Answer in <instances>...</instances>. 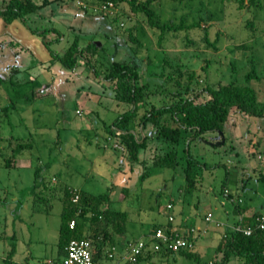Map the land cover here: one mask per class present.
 <instances>
[{
    "label": "rangeland",
    "instance_id": "374dc122",
    "mask_svg": "<svg viewBox=\"0 0 264 264\" xmlns=\"http://www.w3.org/2000/svg\"><path fill=\"white\" fill-rule=\"evenodd\" d=\"M261 2L264 3V0ZM84 4L89 3L86 0H62L49 11L32 15L28 21L34 28L59 27L64 33L63 39L53 43L52 47L60 52H65L76 38L81 48L90 41L95 42L101 48L99 58L104 62L113 58L128 60L134 56L137 45L130 39L132 31L151 49L144 48L138 53L136 59L139 61L150 53L153 60L162 62L167 54L173 62H179L185 69H194L198 74L204 73L202 66L209 61L210 64L212 62L209 79L222 83L244 81L245 71L251 69L253 63L257 66L258 76L264 74V4L259 9L240 11L237 0H185L183 3L163 0V4L157 5L163 19L172 18L173 14L180 23L179 17L187 14L188 23H192L195 17H203L200 20L202 28L170 37L166 41L165 52L158 45L157 34L145 18L132 12L128 5L113 8L106 16L97 14V6L90 3L89 7L96 13L90 19L82 12L81 5ZM114 15L119 16V22L114 21ZM249 18L259 23L255 35L246 27ZM21 24L26 26L23 22ZM204 27L209 29L212 41L219 37L217 49L203 40ZM188 38L193 42L187 44L190 41ZM12 39L19 41V45L7 43ZM41 43L44 44L42 40ZM51 59H44L41 47L37 50L31 44L28 48L17 37L0 38V76H9L11 65L17 64L24 69L29 67L17 77L34 78L32 83L18 89H14L10 82L1 83L0 107L10 101L9 95L13 97L19 110H13L11 114L15 133L33 137L36 144L33 157L27 158L32 160L29 166L21 164L7 168L0 165V253L2 250L11 251L14 225L20 231L22 221L28 223L30 234L47 240L48 245L36 243V250L42 252L47 248L49 251L59 240L63 209L61 199L55 197L44 203L35 202L31 189L35 180V165L50 161L47 173L49 176L57 174L61 186L79 185L93 194L111 188V206L129 211L125 237L130 239H141V226L144 225L145 231L153 233L156 224L167 220V205L172 203L174 223L179 225L181 232L186 231L185 227L193 229L194 252L200 254L205 264L214 261L217 243L225 229V226H218L217 221L231 223L239 217L230 194L236 197L238 193L243 205L258 207L264 204V116L233 113L226 123L224 135L214 132L194 140L191 146L194 156L200 161L194 166L199 177L195 187L186 191L185 159H181L175 169L151 167L147 172V167L138 164L130 171V166L125 163L121 170L114 171L111 166L113 156L109 151L105 155L103 152L105 148L113 151L118 148L116 137H112L111 141L108 139L109 126L128 106L118 104L112 90L105 88L93 72H88L84 63H80L75 70H69L60 62L48 67ZM233 61L242 72L231 71ZM150 70L155 71L156 67ZM51 79L53 82L48 86ZM250 84L264 99V78L259 81L253 79ZM32 89L44 90L48 94L27 101L23 97ZM0 122L3 139H0V146L3 148L10 140L11 126L5 120ZM154 140L152 143L156 142ZM182 147H178L180 156L184 154ZM82 151L95 160L93 166L81 160ZM150 151L149 148L142 149L141 156ZM26 162L29 164L28 160ZM87 167L91 169L89 177H82L81 173L85 174ZM126 168L132 175L127 184L117 178L118 172ZM124 185L130 188L129 198L120 200ZM208 214H212L213 221L206 220ZM0 264L3 262L0 261ZM138 264L199 263L194 258L177 253L169 257L154 256Z\"/></svg>",
    "mask_w": 264,
    "mask_h": 264
},
{
    "label": "trees",
    "instance_id": "16d2710c",
    "mask_svg": "<svg viewBox=\"0 0 264 264\" xmlns=\"http://www.w3.org/2000/svg\"><path fill=\"white\" fill-rule=\"evenodd\" d=\"M60 1L62 0H2L0 22L5 24L15 21L23 22L34 35L41 38L44 47L50 52L52 59L49 61L48 67L60 62L63 67L75 70L80 63H84L88 72H93L105 88L112 90L118 104L128 106L110 124L109 138L116 137L118 139V143L123 148V163L128 164L131 171L137 164L147 167V172L151 167L175 169L180 165L181 159H185L187 161L184 167L187 191L195 187L199 177L197 168L194 166L200 161L194 156L191 146L194 140L204 138L206 134L214 132L224 135L226 123L233 113L237 112L244 116H264V99L260 97L258 89L250 84L253 79L259 81L264 78V74L258 76L255 63L251 64V69L245 71V79L242 82L237 80L227 83L213 81L209 79V65L212 64L209 61L207 65L202 66L204 73L198 74L194 69H185L179 62H173L165 53L162 62L153 60L150 53H147L142 61L137 60L136 55L144 48L146 50L149 48L132 31L130 39L137 47L134 48V56L132 55V58L128 60L113 58L104 62L99 58L101 48L95 42L90 41L87 46L81 48L78 38L65 52L54 49L53 43L63 39V31L55 25L34 28L28 19L30 20L34 14L47 12ZM184 1L179 0L180 3ZM87 2L97 6V14L106 16H109L111 10L105 9L104 5L108 6L112 2L115 9L123 4L128 5L132 12L139 17H144L150 28L157 34L158 45L163 48V52L166 51V41L170 37L179 34V32L189 33L192 29L202 28L200 21L203 19L202 16L195 17L192 23H188L187 14L179 17L180 23H177V16L173 14L172 18L163 19L157 9V5L163 4V0H86ZM237 3V9L240 11L246 8L259 9L264 4L261 0H248L247 2L246 0H237ZM89 4L81 5V9L86 18L92 19L94 18L92 14L96 13L92 11L93 8L89 7ZM114 16V21L119 22V16ZM258 24L256 19L249 18L246 27L255 35L259 29ZM203 30V40L217 49L219 37L212 41L209 38V29L204 27ZM188 39L190 41L187 44L193 42L190 38ZM7 43L14 46L19 45V41L15 39ZM243 47L247 48L248 45ZM231 64L232 72H242L235 61ZM154 67L156 70L151 71L150 68ZM11 69L12 72L9 76H0V84L10 82L14 89H18L34 81V78L30 77H17L20 73L23 75L29 67L24 69L14 64L11 65ZM52 79L48 86L53 82ZM154 79L155 82H153ZM47 94L44 90L32 89L23 98L31 101ZM8 98L10 101L0 107V121L5 120L11 126L10 140L3 148L0 146V157H2L0 165L11 168L16 167L19 159L33 157L36 144L33 137H22L15 133L11 114H13V110H17V107L13 97L9 95ZM0 139L3 140L1 132ZM153 139L156 142L152 143ZM162 145L164 148L161 147ZM179 145L183 146V156L179 154ZM147 148L151 150L150 153L142 157L141 150ZM50 165V161L35 165V180L31 189L35 202L44 203L59 197L63 203L60 248L66 250V246L72 238H86L92 243L93 256L97 264H104V259H108L107 264L114 258L116 259L115 255L111 260L109 253L115 254L117 236L124 235L128 231L129 211L111 206V188L106 192L93 194L70 184L61 186L60 181L57 180V174L48 175ZM75 191L79 194L78 201H74ZM120 193L122 196L120 200H126L129 198L130 188L124 185L121 187ZM230 197L236 204V213L240 216L243 215L244 218H240L234 227H225L219 238L214 261L209 264H264V228L257 226V217L264 210H256L241 204L242 199L239 196L234 197L230 194ZM167 210L169 213L171 212L168 208ZM166 216L167 220L156 224L155 229L164 228L171 231L173 235L179 233L187 238H192L193 230L191 228L181 232L175 228V220L171 221L168 215ZM74 219L76 226L72 229L70 222ZM217 225L224 226L218 223ZM247 226L254 228L250 235L243 231ZM143 239L146 245L137 260L135 262L125 260L123 264H138L154 256L169 257L177 253L194 258L199 264H205L200 255L194 252V249L174 251L168 242L152 237L151 233H145ZM134 241L136 240L131 239L128 243ZM12 251H14V247ZM116 262L118 263V261Z\"/></svg>",
    "mask_w": 264,
    "mask_h": 264
},
{
    "label": "crops",
    "instance_id": "0c3cea01",
    "mask_svg": "<svg viewBox=\"0 0 264 264\" xmlns=\"http://www.w3.org/2000/svg\"><path fill=\"white\" fill-rule=\"evenodd\" d=\"M41 13H43V12H41ZM12 36L19 38V40L20 39L23 40L26 43V46L28 48H30L31 44L34 45L37 48V50H39L41 47V52H42V56L44 57V59L49 60L51 58V55L49 54V52H47V49L44 47V45H42L40 38L38 36L34 35L28 28H26V26H22L21 22L15 21L11 24H5L3 22H0V38H7V37L9 38ZM46 53L48 56L46 55ZM90 128L93 129V126L91 125ZM108 139H109V141H111L112 137H110V138L108 137ZM117 146H118V148H116V149H114L115 147H112V149H114V151L109 150L108 148H105V151L103 152L105 155L109 151L111 153V155L113 156V159H112L113 163L111 164V166H112V169L114 171L117 169L121 170L122 166H125V163H123V160H124L123 152H121L122 146L119 143H117ZM114 156H117L118 158L115 159ZM91 157L92 156L91 155L88 156L86 154V152H84V151L81 152V157H80L81 160L83 162H86L89 166L90 165L93 166L95 163L94 162L95 160H93ZM27 160L29 161V164L26 162ZM31 163H32L31 159L24 158V159H19L16 166H18V165L21 166V164H24L25 166H29ZM90 170H91L90 167H87L85 169V174L81 173L82 177H85V176L89 177L88 172ZM57 178H58L57 180L59 181V176ZM117 178H118V180H120V182L127 184L132 179V175H130L129 169L126 168L124 171L122 170V172L121 171L118 172ZM70 185H72L78 189H84L82 186H79V185H74V184H70ZM236 196H239L238 193ZM253 208H255L256 210L263 211L264 210V204H261L260 206L253 207ZM247 213H248V211H247ZM247 213H246V215H247ZM238 216L239 217L236 221L231 222V223H223L222 222L223 225L225 227H234L240 218L241 219L244 218L243 215L242 216L238 215ZM174 226H175V228H178L179 231H181L179 225L174 223ZM185 226H187V225H185ZM59 227H61V226H59ZM185 228H186V231L189 229L188 227H185ZM141 231L142 232L140 233V238L143 237L145 235V233H149V232L145 231V225L141 226ZM12 232H14L12 234V238H14V244L11 246V251L9 253H7L6 251L2 250V253H0V261H2L3 264H52L55 261L63 259L64 256L66 255L65 248H64V250H62L60 248L59 240L56 243H54V246L50 247L49 251L47 248L45 249L46 251L43 250L42 252L36 250L34 247V245L36 243H42V244L48 245L47 240H45L42 237H39V236L36 237V236L30 234V227L28 226L27 222L22 221V226H21L20 231L17 230L16 225H14V230ZM25 232H26V234H25ZM125 234L121 235V236H117V238H116L117 244L115 246L114 252L116 255L115 260L118 261V264H123L125 262L128 241L131 240L130 238L125 237ZM59 239H60V237H59ZM218 243H217V245H218ZM13 247H14V251H12ZM104 261H103L104 264L105 263L107 264L108 259H104Z\"/></svg>",
    "mask_w": 264,
    "mask_h": 264
},
{
    "label": "built area",
    "instance_id": "2783aa9c",
    "mask_svg": "<svg viewBox=\"0 0 264 264\" xmlns=\"http://www.w3.org/2000/svg\"><path fill=\"white\" fill-rule=\"evenodd\" d=\"M114 4L112 2L109 3V5H104L105 9H113ZM80 113V112H79ZM74 201L79 200V194L74 192ZM167 208L171 210L173 208L172 204H168ZM169 220L174 221L175 217L170 212H168ZM206 219L208 221H213L212 214H208ZM218 224L223 225L222 222L217 221ZM76 226V220H72L70 222V227L73 229ZM257 226L260 228H264V211L257 217ZM243 231L250 235L254 228L252 226H247L243 229ZM151 236L154 238H157L159 240H164L165 242L169 243V246L174 251H180L182 249H193L194 248V237L187 238L185 236H182L179 233H175V235L172 234V232L165 230L164 228H157L151 233ZM146 245L145 240L143 237L141 239H138L134 242L128 243V251L126 254L125 259L135 262L138 258V256L141 254L142 250L144 249ZM158 247V246H157ZM115 257L114 253H109V258L112 260ZM52 264H97V262L94 259L93 256V249H92V243L89 239L86 238H72L67 246H66V255L63 259L53 262ZM108 264H118L115 261V258L110 261Z\"/></svg>",
    "mask_w": 264,
    "mask_h": 264
}]
</instances>
